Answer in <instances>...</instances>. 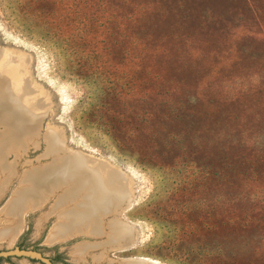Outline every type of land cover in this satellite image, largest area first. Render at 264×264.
<instances>
[{"label": "rangeland", "instance_id": "rangeland-1", "mask_svg": "<svg viewBox=\"0 0 264 264\" xmlns=\"http://www.w3.org/2000/svg\"><path fill=\"white\" fill-rule=\"evenodd\" d=\"M70 4L78 13L62 31L73 52L59 63L0 10V48L16 51L0 52V116L27 120L34 137L2 158L18 175L0 195V230L23 175L51 162L44 137L57 127L64 152L131 179V204L105 219L130 225L135 240L51 244V199L26 214L20 235L0 240V264H264V0H69L62 9ZM25 63L47 109L11 83Z\"/></svg>", "mask_w": 264, "mask_h": 264}, {"label": "bare ground", "instance_id": "bare-ground-1", "mask_svg": "<svg viewBox=\"0 0 264 264\" xmlns=\"http://www.w3.org/2000/svg\"><path fill=\"white\" fill-rule=\"evenodd\" d=\"M0 52L5 57H14L16 54V51L10 48H0ZM2 65L4 64L2 63ZM11 78V83L13 84L14 82L15 85V88L12 85L14 89L17 91L20 89L19 92L23 94L29 89L32 91L34 98L44 104L45 109H47L46 92L44 93L40 87L34 84L28 73L26 63L22 64ZM4 89L6 88L3 87V90H0L1 93L3 91L6 92ZM24 102L26 103L25 100ZM40 111L41 114L36 119L38 124H40L47 112V110ZM28 112L30 111L28 110ZM0 119V124L1 122L8 124L7 132L0 134V159L4 158L5 160L6 154L17 149L18 146L23 145L26 141L25 146H28L29 140L27 139L30 138L31 140L34 137L28 136L31 131V129L28 130V127L32 126H28L27 120L21 119L19 121L22 122H19L16 119L8 118V121L3 120L1 116ZM46 130L44 137L46 152L44 156H50L52 158L51 162L37 170H33L34 168L30 169L32 172L28 171L21 178L17 189L13 193V198L6 207H3L4 209L1 212V216L4 219L0 230V240L9 241L15 238L24 228L26 214L36 210V208L43 207L52 199L54 203L50 214L58 213L59 217L58 221L56 220L57 224L50 230L51 233L47 240L49 243H60V241H66L81 235L96 238L104 234L107 238L106 244L108 248L117 249L122 246H130L135 240L131 226L117 218L106 221L105 217L106 215L114 216V214L116 216V210H124L131 204L132 196L128 190L131 186V179L123 172L124 170L90 154L70 148L68 151L66 150L67 152H64L67 146H64L62 131L57 127H47ZM63 146L64 150L62 149ZM61 149L66 153L63 156L59 155ZM15 153L17 159H19L21 157L20 153L17 154V150ZM2 160H0V163H2L0 164V167L2 166L0 169V195L7 184L11 183L18 175L15 162H12L13 164L10 162L4 163V160ZM44 219L42 217V221ZM85 251V248L80 249L77 252V256L81 258ZM103 258L104 256L101 255L97 259V263L103 261ZM126 264L155 263L146 259H131Z\"/></svg>", "mask_w": 264, "mask_h": 264}, {"label": "trees", "instance_id": "trees-1", "mask_svg": "<svg viewBox=\"0 0 264 264\" xmlns=\"http://www.w3.org/2000/svg\"><path fill=\"white\" fill-rule=\"evenodd\" d=\"M66 3L69 0H0V10L5 21L15 24L25 37H35L39 45L51 51L55 62L59 63L68 52H73V34H66L62 28L70 26L78 13L73 4L62 9ZM60 10L70 12L58 14ZM60 42L66 47H59Z\"/></svg>", "mask_w": 264, "mask_h": 264}, {"label": "flooded vegetation", "instance_id": "flooded-vegetation-1", "mask_svg": "<svg viewBox=\"0 0 264 264\" xmlns=\"http://www.w3.org/2000/svg\"><path fill=\"white\" fill-rule=\"evenodd\" d=\"M22 231H20L17 235L21 234ZM0 260H1V256H0ZM12 264H16V263H12ZM23 264V263H22ZM26 264V263H25Z\"/></svg>", "mask_w": 264, "mask_h": 264}, {"label": "water", "instance_id": "water-1", "mask_svg": "<svg viewBox=\"0 0 264 264\" xmlns=\"http://www.w3.org/2000/svg\"><path fill=\"white\" fill-rule=\"evenodd\" d=\"M17 253V252H16ZM29 256H33V254H29ZM38 257V256H37Z\"/></svg>", "mask_w": 264, "mask_h": 264}]
</instances>
